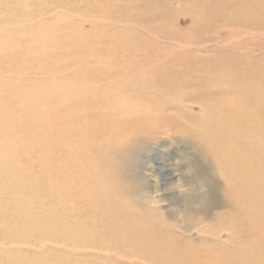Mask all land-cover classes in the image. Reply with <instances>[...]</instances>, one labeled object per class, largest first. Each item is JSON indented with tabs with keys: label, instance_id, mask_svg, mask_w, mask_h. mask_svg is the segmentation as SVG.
I'll list each match as a JSON object with an SVG mask.
<instances>
[{
	"label": "rangeland",
	"instance_id": "374dc122",
	"mask_svg": "<svg viewBox=\"0 0 264 264\" xmlns=\"http://www.w3.org/2000/svg\"><path fill=\"white\" fill-rule=\"evenodd\" d=\"M0 167V264H264V0H0Z\"/></svg>",
	"mask_w": 264,
	"mask_h": 264
},
{
	"label": "bare ground",
	"instance_id": "6f19581e",
	"mask_svg": "<svg viewBox=\"0 0 264 264\" xmlns=\"http://www.w3.org/2000/svg\"><path fill=\"white\" fill-rule=\"evenodd\" d=\"M167 108L169 107L163 106L160 110L158 109V112L156 111L153 114H151L150 112L143 113V111L140 113L127 111L125 113H122L120 117L115 120L118 125H122V127L117 130L118 134L127 131L132 125L136 128L137 126H139V128H137V132L136 130H134V133H129L123 140L107 142L113 143L114 145L119 146L122 149V156L119 158H114L115 156H118L119 153L118 155L114 156L110 151H102L103 156L106 157L105 160H103V163L105 166L111 168V170L114 172L113 174H121V172H123L124 170H128L129 167L135 169L136 166L134 162L137 161L136 157L143 154V151L148 144L147 142L150 139H155L157 137L158 133L161 132L159 130L160 128L163 129L164 133L166 134H170V132H173L174 125L166 123V120L163 124L160 123L161 119H169L171 116L169 113L165 112V110H168ZM148 110L151 111L150 108ZM152 119L153 122L149 123V121ZM123 160H126V162L124 163ZM168 170L169 169L165 167V172Z\"/></svg>",
	"mask_w": 264,
	"mask_h": 264
}]
</instances>
